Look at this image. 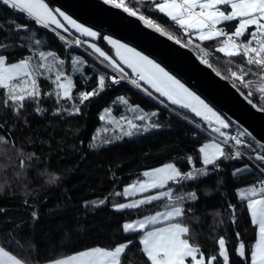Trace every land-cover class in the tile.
<instances>
[{"label":"trees","instance_id":"1","mask_svg":"<svg viewBox=\"0 0 264 264\" xmlns=\"http://www.w3.org/2000/svg\"><path fill=\"white\" fill-rule=\"evenodd\" d=\"M46 1L52 8L58 7L54 2ZM126 3L191 47L201 58L208 59L222 76L264 109V92L260 91L264 88V68L247 64L243 55L228 57L218 52L223 39L207 42L195 38L190 40V33L185 34L179 25L155 8V0L151 5L143 0H126ZM10 20L28 25V28L17 34L9 26ZM0 24L4 25L0 38L9 37L6 42L9 44L10 63L31 55L33 65H51L50 70L36 69L40 95L35 100L26 99L17 115L10 111L12 101L5 103L7 90L0 88V137L7 138V143L0 140L1 246L23 256L28 264H42L93 246L111 249L132 239L135 243L123 258V264H146L142 245L138 243L141 234L124 233L121 225L173 206L175 197L195 192L198 199H184L175 204L192 210L185 218L177 220L192 225L191 242L201 247L207 257L217 255L218 239L224 237L229 244L230 264H246L234 251L238 246L236 233H240L241 240L254 244L258 232L239 192L253 185L259 186L263 175L257 168L233 176L234 169L250 162L225 159L212 175L182 184L169 182L167 188L174 189L172 200L117 211L114 205L125 202L127 197L115 194L122 193L127 184L142 179L146 170L168 163H176L182 172L189 171L193 164L201 168L202 155L197 149L210 140L209 136L129 85L112 84L108 79L111 73L103 64L68 42V39H81L77 34L58 30L66 37L61 40L50 28L35 24L26 14L2 2ZM234 26L235 23L229 25L231 30ZM106 34L100 31L101 37ZM36 39L41 40L39 45L35 44ZM96 42L111 52L104 39L98 38ZM80 46L89 51L83 43ZM40 51H51L56 55L49 57L48 61H41ZM77 57L86 63L75 64ZM61 59L65 61L63 65L59 64ZM80 68L83 73L78 70ZM60 71L65 73V78L71 76L75 85L71 99L56 95V75ZM232 72L238 75L248 73L245 82L232 77ZM98 74H106L105 89L81 103L78 93L98 87ZM30 79L24 78L25 81ZM24 86L21 83V87ZM121 96L128 101L127 105L118 101ZM74 106L79 107V113H74ZM136 106L153 110L157 116L151 117V121L145 119L133 123L147 125L158 122L161 127L124 135L129 120L127 110ZM173 107L183 116L211 129L191 111ZM37 108L41 111L37 112ZM57 109L61 110L59 114ZM106 109H111V112ZM121 117L125 118L123 130L111 120L122 122ZM226 120L231 125L224 129L226 132L241 129L228 118ZM242 139L247 141V144L240 145L243 149L250 153L255 149L264 154L263 146L249 135ZM225 151L230 154L231 150L225 148ZM188 157H192L191 162ZM21 161L24 162L23 167ZM106 198L107 203L100 207L86 206V202L96 201L98 204ZM229 205L236 206L235 215ZM33 212L38 218H33ZM196 218L198 220L193 225ZM220 264H223L222 260Z\"/></svg>","mask_w":264,"mask_h":264},{"label":"snow or ice","instance_id":"2","mask_svg":"<svg viewBox=\"0 0 264 264\" xmlns=\"http://www.w3.org/2000/svg\"><path fill=\"white\" fill-rule=\"evenodd\" d=\"M0 2L13 10L26 14L35 24L46 29L50 28L61 40H64L65 37L59 34L58 29H63L65 33L69 31L65 24L62 23L61 18L63 21H67L76 32L82 33L86 37L106 40L115 47L116 55L120 60L136 73V77L129 80L132 85L136 88H141L149 96H152L153 93L147 87H143V84L150 85L155 90V93L166 97L173 105L190 109L191 113L207 121L208 125H218L214 128V131L222 137H226L223 144L212 141L211 143L203 144L197 149L202 154L201 168H197L193 164L189 171L182 172L176 163H169L163 167L145 171L143 176L147 178L146 180L130 184L124 188L122 193H116L115 195L131 197L136 193L147 192L151 189L165 188L169 182L182 184L187 181H197L218 171L222 160L244 159L246 155L244 152L236 150L234 154H229L225 151V145L229 141H234L237 146L245 145L247 141L242 138L249 134L240 132L237 136H231L222 131L231 126L230 122L155 59L119 40L108 36L101 37L100 33L94 31L91 27H86L84 24L79 23L60 8L50 7L45 0H0ZM143 2L151 5L154 0H143ZM104 3L113 5L117 9H122L129 15L143 21L147 27L154 28L155 31L168 35L158 24H154L151 20L146 19L144 15L129 7L126 0H104ZM154 6L159 12L166 14L176 25H179L185 34L192 33L194 30L195 38H198L201 42L214 41L218 38L226 37L217 49L218 52L224 53L228 57L243 55L247 64L264 68V0H162V2L155 0ZM225 8L228 10L225 11ZM230 21L238 22L235 30L230 34L222 26L217 27L218 25H223L224 22ZM8 24L17 34L24 32L28 28V25H19L14 20L8 21ZM250 29L252 31H249ZM3 30L4 25L0 24V31ZM245 36L248 37L246 43L242 40ZM8 39L7 35L0 38V88L7 90L5 103L7 104L8 101L15 102L17 107L14 111L19 112L26 99L35 100L40 95L37 91L38 78L36 69L50 70L51 65L48 63L33 65V57L31 55L20 59L18 62L10 63L8 61L9 54L7 53L9 44L6 42ZM17 39H19V36H17ZM189 39L191 40L193 37L190 36ZM176 42L180 43L179 40ZM40 43V39L35 40V44L39 45ZM73 43L80 46L82 43H87V41H81V39L76 38ZM90 48L101 58L99 60L101 64L107 61L115 73L120 74L119 77L114 74L108 78L112 84H119L122 80L129 79L120 63L96 43H91ZM55 55L51 51H40L38 53L41 61H48L49 57H55ZM64 62L63 59L59 60L60 65H63ZM202 62L211 67L208 59H203L202 57ZM53 63H55L54 60ZM74 63L83 65L86 62L77 57ZM78 70L83 73L82 68ZM39 75H43V73H39ZM231 75L244 83L245 76L248 73L238 75L237 72H232ZM25 77H31V79L25 81ZM21 83L25 86L21 87ZM97 84L98 87H94L91 91L78 93L81 103L99 95L105 89L106 74H98ZM246 86L248 85L246 84ZM74 87L71 76L65 78L64 72H58L56 75V95L58 98H73L72 89ZM260 91L264 92V88H261ZM157 98L159 99V97ZM117 99L125 105L128 104V101L123 96ZM138 108L139 106H136L132 110L137 111ZM261 110L264 111V109ZM36 111L39 112L41 109L37 108ZM60 111V109H57L58 114ZM79 111V107L74 106V113H79ZM105 111L111 112V109H106ZM155 116H157L156 112L151 113V117ZM151 117L140 114L136 119L144 121L147 118L151 121ZM101 119H104V117L101 116ZM121 119L125 118L121 117ZM127 125L128 131L126 134L129 136L134 135L136 131L149 132L161 127L158 122H150L146 125L136 124L131 120L127 121ZM121 128L123 130V125H121ZM0 140L7 143L6 137H0ZM248 147H251V145L248 144ZM253 152L255 154L249 156L248 159L259 163L243 164L241 168L234 169L233 176L250 171L253 167L264 173V154L256 152L255 149H253ZM188 160L191 162L192 157H188ZM23 166L24 162L21 161V167ZM209 166L211 167L209 168ZM17 175L19 176V173ZM259 183L260 187L253 185L250 189L239 192L241 200L246 201L251 223L258 227V239L255 240L254 244L241 240L240 233H236L238 246L234 251L246 264H264V181ZM0 190H2V187H0ZM163 197H168L172 200V189L169 188L166 192L146 196L138 201L118 203L114 205V208L117 211L137 209L141 205L151 204L153 201L160 200ZM184 199L196 200L198 197L195 192L175 197L174 205L169 210L158 211L154 215H148L142 219L124 222L121 225L123 232L141 234L138 243L142 245L141 252L144 254L146 264H188L189 260L191 264H220L221 260L223 264H230L229 244L224 237L218 239L217 255L206 257L204 250L191 242L192 225L176 222L178 218H185L187 213L192 211L191 208L185 210L182 204L175 206L176 203ZM105 203H107V198L100 200L98 204L96 201L86 202V206L91 204L100 207ZM229 207L233 209V215H235L236 206L229 205ZM32 215L33 218H38L36 212H33ZM196 220L198 218L193 221V225ZM162 222H164L163 226H157L161 225ZM16 243L19 244L18 241ZM134 243L135 241L132 239H127L114 245L111 250L103 247H92L63 259H55L52 264H123V258ZM20 246L23 247V245ZM0 264H28V261L23 256L13 254L12 250H6V246H0Z\"/></svg>","mask_w":264,"mask_h":264},{"label":"water","instance_id":"3","mask_svg":"<svg viewBox=\"0 0 264 264\" xmlns=\"http://www.w3.org/2000/svg\"><path fill=\"white\" fill-rule=\"evenodd\" d=\"M50 1L82 23L113 35L154 58L264 148L262 108L212 65L203 63L191 47L181 41L177 43L178 39L162 27L168 35L147 27L137 17L104 3V0Z\"/></svg>","mask_w":264,"mask_h":264},{"label":"crops","instance_id":"4","mask_svg":"<svg viewBox=\"0 0 264 264\" xmlns=\"http://www.w3.org/2000/svg\"><path fill=\"white\" fill-rule=\"evenodd\" d=\"M45 2L46 3H48L46 0H45ZM160 2H162V0H160ZM50 6V5H49ZM51 7V6H50ZM225 11H227L228 9L227 8H225L224 9ZM164 14V13H163ZM166 15V14H165ZM167 16V15H166ZM61 20H62V18H61ZM231 23H235V26L233 27V29L231 30L230 29V27H229V25L231 24ZM237 21H230V22H224V24L223 25H218V26H225L230 32H233L234 30H235V27L237 26ZM68 29H69V31L68 32H70V30L72 31V32H74L75 34H77L83 41H87V42H91V43H94V42H96V40L98 39V38H94V37H86V36H84L82 33H78V32H76V30L74 31V30H72L70 27H68L67 25H65ZM86 27H89V26H86ZM58 30H61V31H63V29H58ZM94 31H97L98 33H100L98 30H95L94 29ZM249 31H252V29H250ZM191 35H192V37L193 38H195V32H194V30H193V32L192 33H190ZM106 35H104V37H105ZM244 38H248L247 36H245ZM114 39V38H113ZM116 40H119L120 42H122V43H126V42H124V41H122V40H120V39H117V38H115ZM195 39H198V38H195ZM218 39H220V40H222V37L221 38H218ZM106 41V40H105ZM106 43L111 47V52H109V51H107V50H105L104 48V50L107 52V53H109V54H111V55H113V56H115V58L118 60V62L121 64V65H123L127 70H130V71H132V69H130V68H128V66L126 65V64H124L123 63V61L122 60H120V58L116 55V50H115V47L113 46V45H111V44H109L107 41H106ZM126 44H128V43H126ZM83 45L88 49V47H87V45H86V43H83ZM129 46H131V47H134V46H132L131 44H128ZM134 48H136V47H134ZM137 49V48H136ZM89 50V49H88ZM138 51H141V50H139V49H137ZM91 53H88L89 55H91L93 58H95V59H97V60H100L101 58H99L98 57V55H96L95 53H93L91 50H89ZM142 52V51H141ZM97 57H95L93 54ZM144 53V52H143ZM145 54V53H144ZM145 55H147V54H145ZM150 57V56H149ZM150 58H152V57H150ZM152 59H154V58H152ZM158 62V61H157ZM105 63H107L108 64V62L107 61H105ZM159 63V62H158ZM110 65V64H109ZM161 66H163L162 64H161ZM164 67V66H163ZM133 72V71H132ZM174 75V74H173ZM31 78V77H30ZM177 79H179V78H177ZM180 80V79H179ZM181 81V80H180ZM182 82V81H181ZM183 83V82H182ZM186 85V84H185ZM148 87V89H149V91H151L152 93H154L155 95H157L159 98H161L162 100H164L165 102H167V103H169V104H171V105H173L172 104V102L171 101H169L166 97H162V96H160L158 93H155V90L154 89H152L151 88V86L150 85H147ZM174 106H177V107H180L179 105H174ZM183 109H186V108H183ZM187 110H189L190 111V109H187ZM222 131H224L225 133H228V132H226L224 129L222 130ZM219 134V133H218ZM212 141H217V140H209V141H207V142H205L204 144H206V143H211ZM217 142H219V141H217ZM202 146V145H201ZM202 155V154H201ZM169 164V163H168ZM166 165V164H165ZM164 165H162V166H159V167H156V168H160V167H163ZM156 168H152V169H148V170H146V171H151V170H153V169H156ZM147 178L146 177H143L140 181H143V180H146ZM130 185V184H129ZM128 186V185H127ZM127 186H125V187H127ZM258 187H260V186H258ZM251 188V187H250ZM250 188H247V189H250ZM168 189L169 188H167V185L165 186V188H162V189H151V190H149V191H147V192H143V193H136V194H134L133 196H131V197H127V200L125 201V202H123V203H128V202H133V201H138V200H140V199H142V198H144V197H146V196H150V195H155V194H157V193H159V192H166V191H168ZM172 189V192L174 191V189L173 188H171ZM246 190V189H245ZM257 198H259V196H257ZM169 198L168 197H163V198H161L160 200H157V201H161V200H168ZM153 202H156V201H153ZM142 206V205H141ZM172 206H166V207H163L162 209H159V210H157L156 212H163V211H166V210H169L170 208H171ZM125 210H127V209H125ZM155 212V213H156ZM155 213H153L152 215H154ZM177 222V221H176ZM163 223L164 222H162L161 223V225H157V226H163ZM150 227H152V226H150ZM257 232H258V227H257ZM257 239H258V233H257ZM1 246V245H0ZM93 247H101V246H93ZM90 248H92V247H89V248H85V249H82V250H87V249H90ZM104 248V247H103ZM112 249V248H111ZM111 249H109V250H111ZM7 250V249H6ZM82 250H79V251H82ZM79 251H77V252H74V253H72V254H70V255H73V254H76V253H78ZM67 256H69V255H67ZM67 256H64V257H61V258H57V259H63V258H66ZM52 261H54V260H51V261H48V262H44V263H42V264H52ZM188 264H191V262H190V260H189V262H188Z\"/></svg>","mask_w":264,"mask_h":264},{"label":"built area","instance_id":"5","mask_svg":"<svg viewBox=\"0 0 264 264\" xmlns=\"http://www.w3.org/2000/svg\"><path fill=\"white\" fill-rule=\"evenodd\" d=\"M217 27H221V26H217ZM223 28H224V30L227 32V33H231V32H229L228 30H227V28L226 27H224V26H222ZM222 38H226V37H222ZM242 40H243V42H247V39H243L242 38ZM238 42H240V41H238ZM71 43H73V42H71ZM106 65V67L109 69V71L111 72V76L112 75H117L118 77H119V73H115V71H114V69H112L111 68V66L110 65H108V64H105ZM125 74L128 76V78L129 79H126V80H122L119 84H115V85H121V84H127V85H129L130 87H132V88H134V89H136V90H138V91H140V92H142L143 94H145L147 97H149L150 99H152V100H154L155 102H157V103H159L160 105H162L164 108H166L170 113H174V114H176V115H178V116H180L181 118H183L184 120H186L187 122H189L190 124H192V125H194L195 127H197L201 132H203V133H205V134H207L209 137H211V138H215V139H217V140H219L220 142H222V144L224 143V138H221V137H219V136H217V135H215V134H213L212 132H210L209 130H207L206 128H204L203 126H201V125H199V124H197V123H195L194 121H192V120H190L189 118H187V117H185V116H183L182 114H180L179 112H177L176 110H174L172 107H170L169 105H167V104H165V103H161V101L158 99V98H156L155 96H149L147 93H145L141 88H136L134 85H132L130 82H129V80L131 79V78H135L136 77V73H132V72H127V71H125ZM239 133H237V132H233V133H231V134H229V135H231V136H237ZM226 147H228V148H230V154H234V152L236 151V150H241L242 152H244L246 155H245V157H244V159L243 160H248L250 163H259L258 161H250L249 159H248V157L249 156H252V155H254L255 153H250V152H248V151H246L245 149H243L241 146H237V145H235L234 144V141H229V143L227 144V145H225ZM231 160H238V159H231ZM256 168V167H255ZM258 169V168H257ZM259 170V169H258ZM260 171V170H259ZM261 172V171H260ZM261 174L263 175V178H262V180L261 181H264V173H262L261 172ZM260 182V181H259ZM258 182V184L260 185V183Z\"/></svg>","mask_w":264,"mask_h":264},{"label":"rangeland","instance_id":"6","mask_svg":"<svg viewBox=\"0 0 264 264\" xmlns=\"http://www.w3.org/2000/svg\"><path fill=\"white\" fill-rule=\"evenodd\" d=\"M56 8H60V7H56ZM61 9V8H60ZM62 11H64V12H66L65 10H63V9H61ZM67 13V12H66ZM68 15H70L69 13H67ZM71 16V15H70ZM73 17V16H72ZM73 19H76V18H74L73 17ZM77 20V19H76ZM62 21V23H64L65 25H67L68 27H70L72 30H74L72 27H71V25H69L68 23H67V21H63V20H61ZM79 23H82L81 21H79V20H77ZM82 24H84V23H82ZM85 26H89V25H86V24H84ZM89 27H91V26H89ZM93 30L95 29L94 27H91ZM95 30H97V29H95ZM75 31V30H74ZM68 33H74V32H72L71 30H70V32H68ZM106 36H108V37H111V38H116L115 36H113V35H110V34H106ZM118 39V38H117ZM94 43H96L99 47H101L97 42H94ZM90 44H91V42H87L86 43V45H87V47H88V49L89 50H91L93 53H94V51L90 48ZM133 46V45H132ZM101 49L102 50H104L102 47H101ZM138 49V48H137ZM105 51V50H104ZM106 52V51H105ZM96 54V53H95ZM109 54V53H108ZM146 54V53H145ZM97 55V54H96ZM109 55H111V54H109ZM117 62H118V60L115 58V56H113V55H111ZM149 56V55H148ZM81 59V58H80ZM81 60H83V59H81ZM119 63V62H118ZM121 65V64H120ZM123 68H124V70L125 71H127V72H129L130 70H127L123 65H121ZM165 67V66H164ZM166 68V67H165ZM167 69V68H166ZM168 70V69H167ZM169 71V70H168ZM172 73V72H171ZM173 74V73H172ZM175 75V74H174ZM176 76V75H175ZM177 77V76H176ZM177 78H179V77H177ZM180 79V78H179ZM184 84H186L182 79H180ZM143 83V82H142ZM186 86L187 87H189L187 84H186ZM143 87H148L147 86V84H143ZM189 88H191V87H189ZM192 89V88H191ZM193 90V89H192ZM193 91H195V90H193ZM196 92V91H195ZM197 93V92H196ZM198 94V93H197ZM199 95V94H198ZM201 96V95H200ZM201 98L202 99H204L202 96H201ZM206 102H207V100L206 99H204ZM211 105V104H210ZM216 111H218L213 105H211ZM17 107V105L15 104V102H12L11 103V109H10V111H11V113H14V114H16L17 115V111H14V109ZM132 109H134V108H132V107H129V109L127 110V117L129 118V120H131V121H139L138 119H136V117L137 116H139L140 114H144L146 117H151V113H153L154 111L153 110H146V109H144V108H138V110L137 111H133ZM219 112V111H218ZM220 113V112H219ZM221 114V113H220ZM222 115V114H221ZM224 118H225V116L224 115H222ZM147 119V118H146ZM226 119V118H225ZM112 120V122L114 123V124H116L117 125V127H121V125L124 123V119L122 120V122H119L118 120H116V119H111ZM201 120L202 121H204L202 118H201ZM205 123H207L208 124V122L207 121H204ZM209 127H211V129L214 131V128L215 127H217L218 125H215V124H212V125H208ZM127 131H128V127H127V129L125 130V133H124V135H127L126 133H127ZM215 132V131H214ZM238 132L240 133V132H243V130L242 129H238ZM144 177V176H143ZM141 180V179H140ZM140 180H137V181H140ZM137 181H135V182H137ZM135 182H132V183H130V184H133V183H135ZM127 185H129V184H127ZM126 185V186H127ZM125 188V187H124ZM124 188H123V190H124ZM169 188H171V187H169ZM123 190H122V192H123Z\"/></svg>","mask_w":264,"mask_h":264}]
</instances>
